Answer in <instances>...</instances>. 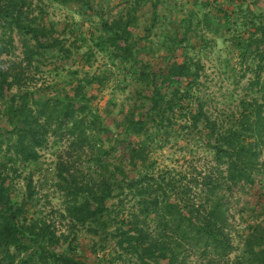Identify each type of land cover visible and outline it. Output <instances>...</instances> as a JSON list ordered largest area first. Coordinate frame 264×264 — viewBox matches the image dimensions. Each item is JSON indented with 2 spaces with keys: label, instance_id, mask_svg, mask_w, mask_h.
<instances>
[{
  "label": "trees",
  "instance_id": "16d2710c",
  "mask_svg": "<svg viewBox=\"0 0 264 264\" xmlns=\"http://www.w3.org/2000/svg\"><path fill=\"white\" fill-rule=\"evenodd\" d=\"M19 1L26 0L0 2V20L10 18L11 30L27 36L26 61L32 63L42 51L64 50L63 42L53 35L55 30L22 14ZM65 1L95 8L90 0ZM103 29L110 32L107 42L119 51L117 55L135 59L122 19L105 21ZM259 31L256 44L263 48L250 83L258 94L241 98L239 109L224 118L211 112L210 100L197 92L200 67H193L192 59L173 60L159 72L141 62L140 79L152 94L146 112L131 120L119 140L116 150L123 160L104 163L101 168L109 175L97 189L85 188V200L69 208V215L93 238L112 244L122 258L130 257L136 264H192V256L201 259L199 264H264V226L249 225V232L240 235L243 249L238 252L240 245L233 237L237 225L231 219L237 194L256 185L264 187V23ZM13 43V38L1 43L0 56L8 55ZM27 85L0 61V100L14 86L24 89L8 101L11 130L0 124V150L6 142L4 132L9 133L14 155L35 161L41 132H47L55 118L70 119L68 130L85 135L90 149L92 134L108 130L101 126L102 117L83 86H77L73 96L66 95L58 108L48 99L36 98ZM32 97L36 113L29 105ZM141 134L147 140L135 138ZM180 140H185L182 150L191 154L184 159L185 166H159L151 156L155 144ZM111 149L100 147L98 155L107 158ZM11 156L5 155V160ZM10 178L0 163V264H92L57 251L61 239L56 228L45 219L29 217L30 201L14 200ZM110 199L113 202L108 204ZM263 199L264 194L259 202Z\"/></svg>",
  "mask_w": 264,
  "mask_h": 264
},
{
  "label": "rangeland",
  "instance_id": "374dc122",
  "mask_svg": "<svg viewBox=\"0 0 264 264\" xmlns=\"http://www.w3.org/2000/svg\"><path fill=\"white\" fill-rule=\"evenodd\" d=\"M90 1L94 10L65 0L19 1L22 14L54 29L53 35L60 38L65 49L42 51L29 64L23 53L27 36L11 30V19L4 17L0 20V44L11 38L14 43L0 61L28 82L27 88L36 92V98L48 99L58 108L65 104L66 95L73 96L75 88L83 86L102 117L101 126L108 130L92 134L90 149L85 145V135L68 130L70 119H51L47 132H41L42 145L37 147L35 161L15 156L13 145L9 147L13 139L4 132L0 163L11 177L14 200L27 197L29 217L45 219L56 228L61 239L57 251L92 264H136L130 257L122 258L112 244L93 238L85 225L69 215V208L85 200V188L97 189L109 175L101 168L104 163L120 162L122 154L116 150L119 140L131 120L146 112L152 91L140 79L141 62L159 72L173 60L192 59L193 67H200L197 92L210 100L209 110L220 118L237 111L241 98L258 94L250 89V83L259 62L258 51L263 48H258L256 40L264 23V0ZM0 2L5 5L8 0ZM119 18L125 24L135 59L117 55L119 51L107 42L110 32L104 31L103 23ZM23 92L14 86L0 100V124L6 131L11 128L8 101L13 94ZM29 105L36 113L33 97ZM135 138L145 141L147 135ZM155 146L151 156L161 167L182 168L184 159L191 156L182 150L185 140L157 142ZM100 147L112 148L111 154L107 158L98 155ZM262 194L264 187L257 185L237 194L231 219L237 225L233 237L240 245L238 252L243 249L240 235L249 232L248 226H264V199L259 202ZM112 202L110 199L108 204ZM189 260L193 264L201 259L192 256Z\"/></svg>",
  "mask_w": 264,
  "mask_h": 264
}]
</instances>
